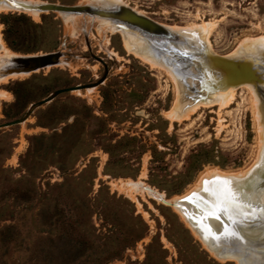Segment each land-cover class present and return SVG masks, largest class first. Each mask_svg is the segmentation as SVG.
Instances as JSON below:
<instances>
[{
	"label": "rangeland",
	"instance_id": "1",
	"mask_svg": "<svg viewBox=\"0 0 264 264\" xmlns=\"http://www.w3.org/2000/svg\"><path fill=\"white\" fill-rule=\"evenodd\" d=\"M14 1L129 7L221 56L264 48V0ZM4 5L0 63L10 52L65 56L57 67L0 79V124L55 90L99 80L104 68L90 52L108 74L90 92L62 94L24 123L0 129V264H237L216 258L145 187L175 201L201 191L204 180H234L241 201L264 206V115L254 89L186 106L174 74L135 57L136 48L147 56L144 41L112 21ZM3 16L22 31L12 48ZM206 24L208 35L183 31ZM138 181L142 187L122 190Z\"/></svg>",
	"mask_w": 264,
	"mask_h": 264
},
{
	"label": "water",
	"instance_id": "2",
	"mask_svg": "<svg viewBox=\"0 0 264 264\" xmlns=\"http://www.w3.org/2000/svg\"><path fill=\"white\" fill-rule=\"evenodd\" d=\"M0 3L8 4L10 11L15 12L33 10L40 13L85 15L110 20L116 28L135 34L142 39L147 56L174 74L181 104L190 106L211 102L217 94L242 86H251L259 97L261 112L264 115V48L253 53L221 56L212 52L204 43L199 42V46L196 47L184 35L171 31L129 7L120 5L101 8L94 5H64L47 2L29 4L14 0H0ZM30 55L15 53V56L9 60L7 58L1 60L0 78L21 74L31 75L47 67H57L59 58L65 56V52L57 50L38 57H30ZM90 56L103 65L104 73L99 80L55 90L47 97L33 102L20 118L0 124V129L24 123L37 109L51 103L62 94L101 85L107 78V65L91 52ZM254 169L251 173L255 171ZM262 175L260 183L264 186V173ZM207 181L222 180L215 178L204 180L201 191L191 192L173 202L165 196H159L158 200L163 206L181 214L189 228L198 236L199 241L205 244L207 250L213 252L216 258L235 261L237 264H264V212L260 211L264 209V206L259 203L241 201V196L237 194L235 203L249 213L252 209H256V215L236 225L233 223V218L223 211L225 204L221 203L220 210L216 213L220 219L217 220L210 211L216 205V201L211 188L205 191ZM145 190L152 191L150 187H145ZM194 193L197 194L195 197ZM229 232H235V237H229L227 235ZM253 233L255 237L251 236Z\"/></svg>",
	"mask_w": 264,
	"mask_h": 264
},
{
	"label": "snow or ice",
	"instance_id": "3",
	"mask_svg": "<svg viewBox=\"0 0 264 264\" xmlns=\"http://www.w3.org/2000/svg\"><path fill=\"white\" fill-rule=\"evenodd\" d=\"M205 191H209L211 188L212 195L215 198L216 205L210 209L211 214L214 215L215 219L219 220L220 217L216 213L220 210L219 205L221 203L225 204L223 211L229 214L233 218V223L240 225L241 223L247 221L250 216H255L257 213L256 209H252L251 213L244 211L239 204L235 203L237 200V193L231 188L232 181L222 180V181H207ZM214 185L218 187H213ZM197 194H193L195 197ZM192 199V198H188ZM203 202V201H200ZM264 212V209H260ZM229 237H235V232L227 233Z\"/></svg>",
	"mask_w": 264,
	"mask_h": 264
},
{
	"label": "bare ground",
	"instance_id": "4",
	"mask_svg": "<svg viewBox=\"0 0 264 264\" xmlns=\"http://www.w3.org/2000/svg\"><path fill=\"white\" fill-rule=\"evenodd\" d=\"M111 4H119V3H121V0H108ZM124 4V3H123ZM5 7H9L8 6V4H5L4 5ZM4 11V10H3ZM34 15H37L36 13H33ZM202 25V24H201ZM196 27H198V26H195V27H193V28H184L183 29V27H182V29H183V31H185V32H188V33H190V35L191 34H193L194 33V31L195 30H198V31H200V32H202V33H204V34H206V35H208L209 34V29H210V27H209V25H203V26H200V27H198L199 29H196ZM195 28V29H194ZM180 30H181V28H179ZM113 30V29H112ZM175 30V29H174ZM182 31V30H181ZM123 35H125V38H127V40H128V43H131V44H133L132 43V41L133 42H137L138 44H139V46L141 47V43L135 38V37H133L131 34H127V33H123ZM262 37V36H261ZM261 37H259V38H261ZM254 40H256V39H254ZM253 41V40H252ZM257 41V40H256ZM260 41H263L264 42V38L263 39H260ZM247 45V47L249 48V46H248V44H246ZM249 45H250V43H249ZM251 46V45H250ZM262 47H264V44H263V46ZM124 48L127 50V49H129V47H128V45L125 43L124 44ZM261 48V47H260ZM135 54H136V56L135 57H137V58H139L142 62H144L145 64H147V65H149L151 68L154 66V64H153V62L150 60V58L149 57H147L145 54H143V53H141V51H139V49H135ZM43 55H45V54H41V55H38V54H36V55H30V57H38V56H43ZM7 56V55H6ZM9 56H12L11 54L9 55ZM61 58V57H60ZM60 58H59V62H60ZM57 65H59V63L57 64ZM156 65V64H155ZM158 67H160V66H158ZM49 67H47V69H48ZM27 75V74H26ZM16 77V76H15ZM1 78H3V77H1ZM14 78V77H13ZM5 80V79H4ZM86 90V89H85ZM77 91H79V90H76V92ZM91 90L90 89H87V91L86 92H90ZM253 91V90H252ZM234 93H231L230 95H229V97L228 98H226V99H223L222 101H220L219 102V104H220V107H224V106H226V105H228L233 99H234ZM255 100V99H254ZM204 106V105H203ZM202 106V107H203ZM198 108V107H197ZM194 109L195 108H193V112H194ZM191 113V112H190ZM259 115V114H258ZM173 116H176V114L175 115H173ZM174 117H172L171 119H173ZM261 141V140H260ZM217 175V174H216ZM212 176H215V173H213V172H210L209 173V177H212ZM240 176H241V174H240ZM231 181V180H230ZM237 182H235L234 180L232 181V185H231V187H235ZM143 186V183L141 182V181H138V182H136V183H133V184H131V185H128V187H126V188H124V189H122V190H124V191H126V192H128L129 193V191L130 190H132V189H134V187H137V188H140V187H142ZM121 190V189H120ZM147 192V194L149 195V197H151V198H155V199H158V196H156L154 193H152V192H150V191H146ZM171 202H173V201H171ZM184 220V219H183Z\"/></svg>",
	"mask_w": 264,
	"mask_h": 264
},
{
	"label": "trees",
	"instance_id": "5",
	"mask_svg": "<svg viewBox=\"0 0 264 264\" xmlns=\"http://www.w3.org/2000/svg\"><path fill=\"white\" fill-rule=\"evenodd\" d=\"M10 19L11 18L8 16H3L2 23L5 26L4 40L11 47V46L16 44L15 39H14V35L15 34H22V31L19 28L18 20L13 19L14 21L12 22V24H10L11 23V22H9Z\"/></svg>",
	"mask_w": 264,
	"mask_h": 264
},
{
	"label": "crops",
	"instance_id": "6",
	"mask_svg": "<svg viewBox=\"0 0 264 264\" xmlns=\"http://www.w3.org/2000/svg\"><path fill=\"white\" fill-rule=\"evenodd\" d=\"M2 6V3L0 4V7ZM134 37V36H133ZM1 46V45H0ZM11 53V57H13V56H15V54L14 53H12V52H10ZM10 57V58H11ZM7 58V57H6ZM10 58H7L8 60L10 59ZM7 78H9V77H7ZM1 79V78H0ZM262 201L264 202V194H263V196H262Z\"/></svg>",
	"mask_w": 264,
	"mask_h": 264
}]
</instances>
